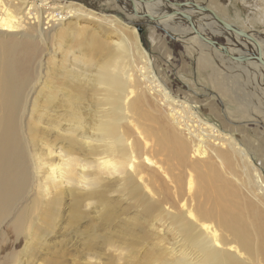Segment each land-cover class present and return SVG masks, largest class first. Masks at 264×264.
Masks as SVG:
<instances>
[{"label":"bare ground","instance_id":"bare-ground-1","mask_svg":"<svg viewBox=\"0 0 264 264\" xmlns=\"http://www.w3.org/2000/svg\"><path fill=\"white\" fill-rule=\"evenodd\" d=\"M126 1L131 4L125 6L127 11H137L148 20L159 21L169 34L176 31L178 24L187 22L194 38L202 43L214 41L218 35L233 42L236 49L227 46L224 52L219 46L207 44L232 60L245 62L239 59L257 52L264 59V41L249 34L247 40L223 29L214 30L213 26H220L209 18L205 22L203 13L197 12L199 16L193 22L187 13L191 10L177 8L174 3ZM33 9L32 0H0V264H30L29 253L37 251L42 246L40 242L54 231L66 199L68 225L80 224L92 209L96 210L101 225L112 223L116 218V207L108 197L112 193L128 197L134 207L140 208L143 223L133 229H139L144 238L149 226L159 224L163 228L162 234L150 229V252L143 255L142 264H264V185L259 177L250 176L247 156L232 138L217 134L206 125L195 133L197 126L185 124V117L175 108L179 105L154 84L151 73L149 76L144 63L146 54H140L136 35L130 40L118 30L105 33L116 39H111L109 46L95 34L88 36L86 44L95 50L87 56L94 67L89 74L57 68L55 73L53 69L52 81H44L38 88L41 75L32 85L30 69L36 60V48L29 37L16 32L32 31L42 37L41 18L36 24L28 21ZM65 11L69 17L84 13L81 8L69 5L58 14L49 13L45 19L58 21L57 17ZM172 18L177 21H168ZM67 31L73 42H81L89 34L80 32L82 29L76 24H69ZM246 42L260 49L248 51L243 47ZM130 45L135 47L136 57L143 65L132 59L131 64L127 61ZM248 62L264 73L263 66L252 61L245 63ZM71 63L73 66L82 63L81 57ZM136 74L170 108L171 122L176 126L183 124L193 139V145L188 146L164 119L153 151L175 163L166 168L172 188L163 191L164 194L153 192L156 197L153 201L146 200L138 181L153 184L150 172L156 173L154 167L160 166L150 160L152 150L148 142L143 144L149 151L148 157L143 158L145 165L139 163V144L136 138L131 140L132 133L122 126L124 121L128 122L133 133L137 130L140 138L147 139L150 127H140L136 120L163 123L145 110L149 109V101L139 91ZM84 104L89 109L85 117ZM62 124L67 128H62ZM54 130L56 134L52 135ZM189 155L196 161L189 162ZM236 162L245 172L240 187L230 178ZM167 203L173 212L163 209ZM92 239L91 235L82 242L89 251ZM114 251L122 252L121 259L125 256V249ZM53 256L42 264H58L56 258L60 257ZM96 262L95 257L88 260V264ZM125 264L138 262L130 259Z\"/></svg>","mask_w":264,"mask_h":264},{"label":"rangeland","instance_id":"rangeland-1","mask_svg":"<svg viewBox=\"0 0 264 264\" xmlns=\"http://www.w3.org/2000/svg\"><path fill=\"white\" fill-rule=\"evenodd\" d=\"M167 1L175 4L176 2L186 3L189 0ZM193 1L198 5L206 6L226 23L243 32L253 34L258 41H264V0ZM32 2L34 9L31 11L28 21L30 24H36L41 18L42 37L40 38L32 31L16 32L24 33V37H29V42H32L36 48V60L30 69L33 76L32 85L39 81L37 79L41 75L40 84L44 81H52L53 69L55 73L57 68V70L65 68V71L89 74L94 67L88 63L91 59L87 56L95 52L93 47L86 44L90 34H95L102 39L106 46L112 43L111 39L116 40L109 33L106 36L107 32L118 30V33L123 34L126 38L130 37V40L133 35H136L139 52L146 54L148 60L144 61L148 74L151 73L154 84L168 93L170 98L179 105L178 108H175L177 111H181V115L185 117V124L197 126L195 133H198L199 129L206 125L213 128L217 134L232 138L237 147L247 156L246 167L250 176L254 179L259 177L264 185V73L256 71L251 62H238L218 53L211 46L194 38L187 22L178 24L175 28L176 31L169 34L161 28L159 21L148 20L141 13L139 15L137 11H127L125 6L131 4L126 0L122 3L118 0H32ZM69 5L81 8L84 12L83 17H69L70 14L65 11L60 17H57L58 21L51 22L49 19H45L49 13L51 15L58 14L59 10L62 11ZM187 13L192 17L193 22L197 21L196 18L199 16L196 15L197 12L188 11ZM38 16L39 18L36 19ZM61 17L62 19H59ZM208 18L205 16V22L209 21L210 18ZM107 19L108 21H106ZM169 20L177 21L173 18ZM69 24H76L78 29H82L80 32L86 31L89 34H86V38L81 39V42H73V37L67 31ZM213 27L214 30H216L215 28L222 29L218 26ZM61 29L65 31L64 35L60 34ZM133 31L136 34H133ZM203 32L210 36L206 29ZM180 35L183 36L178 37ZM214 41L228 46V49L229 47L236 49L235 45L228 42L223 35L215 36ZM82 43L85 44L82 45ZM246 45L243 47L248 51L251 48L260 49L257 46L253 48L247 42ZM130 49L127 61H130L131 64L132 59L137 65L141 64L139 58L136 57L135 47L130 45ZM234 55L238 56L236 53ZM78 56L81 57L82 63H76L73 66L71 62ZM61 62L62 66H59ZM136 76L138 77L136 80L138 79L139 91L143 92L149 101V109L145 108V110L150 111L148 113H153L155 117H159L163 121V123L160 121L149 123L136 120V125L146 129L150 127V138L147 139L144 136L140 138L137 130L136 133H133L128 122L122 123L124 131L127 129L129 133H132L131 140L136 138L139 144L137 148L140 152L139 163L145 165L143 158L148 157L147 148L150 146V150H152L150 151V160L160 166L161 170L154 167L156 173L150 172L153 184L151 182L148 184L147 181H138L142 193L147 196L146 200L153 201L156 199L153 192L164 194L165 190L169 187L172 188L167 170L175 163L168 162L164 154H155L153 151V146L156 145V135L163 127L164 119L174 128L176 134L187 142L188 146L193 145V139L188 135L183 124L176 126L171 122L170 108L155 92L152 85L150 87L153 90H149L146 84L140 81L142 77H139V74ZM41 86L42 84L38 88ZM33 95L34 92H32L31 98ZM83 107L85 113L83 116L85 117L89 112L88 104H84ZM62 126V128L66 127L63 124ZM56 131L54 130L52 135L56 134ZM58 133L64 136L62 131H58ZM145 142H148L149 145L143 148ZM218 149L221 150V148ZM189 158V162L196 161L191 155ZM213 162L219 165L217 160H213ZM151 168L153 167L150 165V171ZM244 175L243 168L236 162V167L230 178L239 186L245 181ZM108 197L111 198L110 202L113 203L114 208L116 207V218L107 226L101 225L99 216L93 209L89 210V215L80 224L68 225L66 205L69 202L66 199L60 209V218L56 221L54 231L44 238V242H40L42 246L38 247L37 251L33 250L29 253L27 258L31 260L29 263L42 264L43 260L51 259L55 255V257H60L56 258L58 264H88V260L93 257L98 259L96 264H125V262H130V259H135L138 264H142L143 255L150 250V229L162 234L163 228L159 224L154 228L149 226L146 230L147 233L145 232L147 239L144 238L139 229H133L134 225L143 223L140 208L134 207L128 197L121 194L112 193ZM163 209L166 212H173L169 203L165 204ZM91 235L93 247L89 251L85 243L82 245V242ZM142 236L143 239H141ZM115 249H121V251L125 249V256L121 259L119 254L121 255L122 252H115ZM128 250L130 252H127ZM20 259L18 258V262H21Z\"/></svg>","mask_w":264,"mask_h":264},{"label":"water","instance_id":"water-1","mask_svg":"<svg viewBox=\"0 0 264 264\" xmlns=\"http://www.w3.org/2000/svg\"><path fill=\"white\" fill-rule=\"evenodd\" d=\"M159 1L168 2L167 0H159ZM174 5L177 8H181V9H185V10H186V8H188L191 11L203 13L205 16H208L210 19H212L214 22H216V24H218L223 30H226L230 33L236 34L238 37L246 38L247 40H250V37L248 36V34L254 36L251 33L243 32L242 30L238 29L237 27H234V26L226 23L218 15H216V13H214L212 10L208 9L204 5L196 4L193 0H189L186 3H177L176 2ZM231 43H233V42H231ZM206 44H209V45L215 46V47L219 46V47H221L223 52L226 49V46H223L216 41H206ZM239 60L245 61V62H247V61L257 62L258 64H260L261 66L264 67V59L261 57L260 52H257L256 55H251V56L249 55L247 57H242Z\"/></svg>","mask_w":264,"mask_h":264}]
</instances>
